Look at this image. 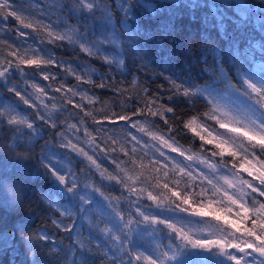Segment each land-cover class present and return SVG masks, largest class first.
<instances>
[{"label":"trees","instance_id":"1","mask_svg":"<svg viewBox=\"0 0 264 264\" xmlns=\"http://www.w3.org/2000/svg\"><path fill=\"white\" fill-rule=\"evenodd\" d=\"M8 3L0 13V71L7 69L0 77V264H235L216 251L196 257L167 227L228 234L222 220L191 214L212 185L147 153L125 125L131 121L231 169L241 158L264 160L259 147L238 137L228 138L236 157L214 156L215 144L197 128L218 126L216 95L250 98L239 86L256 80V71L264 81V0ZM49 57L52 63L39 67L20 63ZM190 121L193 127H185ZM149 192L157 199L149 200ZM246 201L242 228H251V211L264 198L253 193ZM254 253L262 264L264 255Z\"/></svg>","mask_w":264,"mask_h":264},{"label":"rangeland","instance_id":"2","mask_svg":"<svg viewBox=\"0 0 264 264\" xmlns=\"http://www.w3.org/2000/svg\"><path fill=\"white\" fill-rule=\"evenodd\" d=\"M256 75H261L256 71L254 73L253 78H257L256 80H250L246 79L245 82L249 83L248 85L244 82V84H241L239 86V92L241 94H246L248 97H242L237 96L233 94V96H223L216 95L214 99L212 100L214 104V110L216 112V123H218V120H222L225 123L228 124L229 127L235 126L238 128H250L254 131H264V95L261 97L262 92H259V89H264V81L261 78H258ZM253 89H256V91H253ZM236 90V89H234ZM257 96V97H256ZM213 97V95H212ZM257 98L259 100H257ZM220 114H224L225 117H221ZM230 119V120H229ZM132 125V126H131ZM125 127L128 130V134L131 137H135V140L138 141V143L144 147L145 151L150 154L152 152V155L158 158L161 162L163 161V164H168L170 166H176L178 168H183L184 171L187 172L188 176L192 178V181L197 180V183L204 182V180H208L211 185L215 184L217 188L220 189V192L218 194L215 193V189L212 190L211 196L207 197L206 203L211 201L213 202V205L215 207H232V214H229L227 216V219L235 220V212L239 209L236 208V206L228 205L225 197V194L227 195H233L234 198H239V191L241 185L239 183H235L233 187H228V185L224 184L223 178L227 177L230 180L235 181L236 176H239L240 180H247L253 185L259 184L257 180H254L253 177L248 176L246 172L243 170H238L239 166L236 169H231L229 166H222L217 164L216 162L212 161L209 157L206 155H202L201 153H189L182 150L180 147L176 146L173 142H171L167 137L160 136L156 134L157 136L162 137L164 140L168 142V144H172L173 147H176L179 149L177 152H173L170 148L167 147V145L160 143V141L153 140L151 136H149L147 133L149 131L145 130V132H142V137L140 135L134 134L136 131L135 129L139 128L135 126L131 121L128 122ZM198 128V134L201 136H204L208 138V133H211L212 136H215L217 138H223L229 141V137H238L242 142H246L247 140L243 136H237L234 133H231L228 131V128H221L220 124L218 123V126H216L214 129L211 127H206L205 125H199ZM137 133V132H136ZM138 134V133H137ZM146 139V144H144L141 139ZM238 144H236L237 146ZM238 147V146H237ZM240 148V147H238ZM163 152L164 155L161 156L160 153ZM183 152V155L180 153ZM242 150H240V153ZM151 155V154H150ZM191 156L192 159L188 160L186 157ZM255 156L251 157L248 160H252L255 162ZM202 161H205V163H202ZM208 165H212L211 168L208 167ZM184 172L183 174H185ZM235 174V175H234ZM246 195L243 198V203L247 208L248 203L246 201V198L251 196L253 193L251 192L250 188L244 189ZM257 196L259 193H256ZM264 198V196H263ZM111 199V198H110ZM204 201V200H203ZM118 203V202H117ZM116 203V204H117ZM198 207V206H197ZM135 208H138L135 206ZM102 215H105L103 213ZM119 217L122 218L121 214L118 213ZM197 216V215H194ZM208 216L213 217L216 219L213 215L209 214ZM206 217V216H205ZM221 225L220 228L225 227L228 229V234L224 233H218V234H212L210 235L208 232V228L202 227L200 230V226H198V229L195 230V228H192L188 230L187 232L191 236V240H201L203 242L211 241V240H219L221 242H235L241 245V247L245 248L244 253H240L238 249L236 248H225L224 251L220 249L217 245H212L211 247H192L191 245H188L190 248V252H192L196 257L200 255L203 259H207L209 257V254H211L214 251H216V256H219L222 254V256L226 259H228L229 254L231 256H235L237 259L242 260V264H260L261 259L258 255H256L251 249L247 248V243H255L252 239H248V236L243 234V228L241 231L237 232L235 231L229 224L225 223L224 219H220ZM219 227L216 229L218 230ZM125 232L128 233L127 230H129V222L125 224ZM200 230V231H199ZM129 234V233H128ZM209 235V236H208ZM208 236V238H206ZM244 240V242H243ZM236 249V250H233ZM264 264V262L262 263Z\"/></svg>","mask_w":264,"mask_h":264},{"label":"snow or ice","instance_id":"3","mask_svg":"<svg viewBox=\"0 0 264 264\" xmlns=\"http://www.w3.org/2000/svg\"><path fill=\"white\" fill-rule=\"evenodd\" d=\"M89 5H87L88 7ZM9 7V3L8 0H0V13H2L4 11V9ZM8 16H16V12L15 11H10L7 12ZM17 19H21V17L16 16ZM23 22V21H21ZM25 28L30 27L31 25L28 23H24L23 25ZM49 36L52 35L51 32H49L48 34ZM65 37L63 36H58V39H64ZM69 39H71L69 37ZM20 63L22 64H26L29 66L35 65L37 67H39L42 63H47V64H51L52 63V59L49 57L46 60H41L40 58H36V59H22L20 61ZM7 72V69H5L4 71H0V77H3L5 75V73ZM48 76H45V79H47ZM77 80L80 79L79 76L76 77ZM33 88H36V85L33 84L32 85ZM12 89H9V91H11ZM36 91L39 93L40 89H36ZM253 91H256V89H253ZM73 95H76L75 92L72 93ZM185 95H187V92L184 93ZM17 96H20L19 92H16ZM21 99L24 100V103L27 104L28 100L24 99L23 97H20ZM39 98V97H37ZM41 103H43V101H41ZM168 112H172L173 109L172 108H168L167 109ZM157 113L153 112L152 115L155 116ZM221 117H225L224 114H220ZM216 118V117H213ZM119 119L121 121H125L127 118L125 116H120ZM230 120V119H229ZM10 122L15 123L16 120L15 118L11 119ZM220 124L221 128H228V131L231 133L236 134L237 136H243L251 145L253 148L259 147L262 151L261 154L264 155V131H254L250 128H238L235 126H231L229 127L227 123H225L222 120H218L217 121ZM28 127H32L31 124L27 125ZM185 127L188 128H192L193 127V121L188 122ZM139 131L140 132H145V128L144 127H139ZM149 136L152 137L153 140H157L160 141V143L167 145L168 148H170L173 152H177L179 151L178 148L173 147L172 144H168V142L166 140H164L162 137L157 136L155 133L153 132H148L147 133ZM135 139V137H134ZM201 139L204 140L205 138L203 136H201ZM138 142V141H137ZM206 143H214L216 149L218 150V152H214L213 155H219L221 157H223L225 154H227L228 156H232V157H236L238 155L237 151L233 148L232 144L230 141L223 139V138H217L215 136H212L211 133H208V139L205 140ZM135 151V149L133 150ZM84 155L87 156V153H83ZM181 155H183V152L180 153ZM161 156L164 155L163 152L160 153ZM87 159L90 160L93 164H96V161L92 159L91 156H87ZM186 159L191 160L192 157L188 156L186 157ZM253 160H255V158H253ZM202 163H205V161H202ZM97 169H99V165H96ZM119 167V165H118ZM209 168L212 167V165H208ZM235 167V165L233 166ZM238 170H243L244 172H246L248 174V176L253 177L254 180H257L259 182L258 186L257 185H253L251 184L249 181L247 180H240L239 176H236V180H230L227 177L223 178L224 184L228 185V187H233L235 183H239L241 185L240 189H238L239 191V198H234L233 195H227L225 194V199L228 203V205H232V206H236L237 209H239L238 211L235 212V216L236 219L235 220H230L227 219V216L229 214H232V207H215L213 205V202L209 201L207 203H201L198 207H191V214L192 215H197V216H207L209 214L213 215L217 220L220 219H224L225 223L229 224L235 231L239 232L242 229V226L244 224L245 221L248 220L249 218V213H250V209L247 208L245 206V204L243 203V198L246 195L244 189L245 188H250L252 193H259V195L264 196V160H255V162H253L252 160H247L244 158H241V163L239 164V169ZM181 172L184 171L183 168L180 169ZM53 175H56V173L53 171L52 172ZM101 175H104V173L102 172ZM235 175V174H234ZM113 178L114 177H110ZM57 179H59V181L62 184H65V177L63 175H59L57 176ZM162 187L168 191L171 192V196L175 197L177 199H181V203L184 205H190V200L189 197L187 195H184L178 191L169 189V186L167 183L163 184ZM213 189H215V193L214 194H218L220 192V189L216 187L215 184L212 185ZM73 187H69V191L73 190ZM148 199L149 200H156V196L152 195L151 192H149L148 194ZM165 199H167V196H165ZM192 203H195L194 201ZM180 211H186L187 209L185 208H180ZM141 215H143L144 217V221H148L149 220V216L148 215H144L143 213H141ZM251 215L255 216L256 218L253 219L251 221V228H243V234L248 236V237H254L255 241H258L259 244H255V243H247L246 247L251 249L253 252L259 253L260 255H264V204H260L259 209L255 210V211H251ZM165 220H161L160 223H165ZM131 223V222H129ZM152 223H156L155 220L152 221ZM167 227L172 229L175 233L178 239H183L187 244H190L192 247H211L212 245H217L220 247V249L222 251L225 250V248H236L239 250L240 253H244L245 252V248L241 247L240 244L235 243V242H221L219 240H211V241H207V242H203L201 240H191L189 238V236L187 235V233H184L182 229L177 228L174 224H167ZM130 231H132V229H130ZM174 256H168V259H173ZM231 260L235 261V264H241V260L237 259L235 256H230L229 257ZM151 264H156V261H151Z\"/></svg>","mask_w":264,"mask_h":264}]
</instances>
